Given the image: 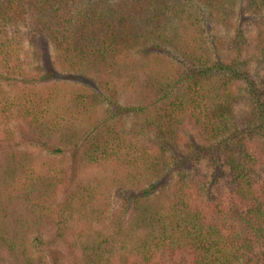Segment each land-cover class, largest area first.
Here are the masks:
<instances>
[{"label": "trees", "instance_id": "trees-1", "mask_svg": "<svg viewBox=\"0 0 264 264\" xmlns=\"http://www.w3.org/2000/svg\"><path fill=\"white\" fill-rule=\"evenodd\" d=\"M0 264H264V0H0Z\"/></svg>", "mask_w": 264, "mask_h": 264}, {"label": "rangeland", "instance_id": "rangeland-1", "mask_svg": "<svg viewBox=\"0 0 264 264\" xmlns=\"http://www.w3.org/2000/svg\"><path fill=\"white\" fill-rule=\"evenodd\" d=\"M202 168V170L204 171L206 168L204 167V166H198V168ZM112 202V205L114 206V207H117L118 206V200L117 199H113V201H111ZM112 206V207H113Z\"/></svg>", "mask_w": 264, "mask_h": 264}]
</instances>
